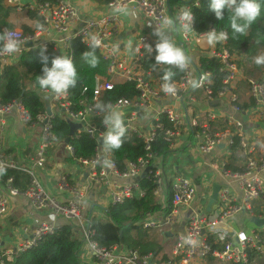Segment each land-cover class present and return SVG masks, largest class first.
I'll list each match as a JSON object with an SVG mask.
<instances>
[{
  "label": "built area",
  "instance_id": "1",
  "mask_svg": "<svg viewBox=\"0 0 264 264\" xmlns=\"http://www.w3.org/2000/svg\"><path fill=\"white\" fill-rule=\"evenodd\" d=\"M4 5L17 11L35 12L43 28L33 36L19 30H5L20 41V47L15 53L0 52L1 65L7 66L17 61L30 48L27 47L28 43H33V48L53 50L72 60L70 43L78 40L81 44L92 47V38L95 37L98 41L95 48L102 61L107 64V75L96 79L92 91L85 87L78 101L72 99L69 89L63 95L49 90L41 91L43 98L50 103L52 115L45 113L35 121L30 119L21 101L15 100L7 105L0 103V130L14 116L22 125L40 130L35 156L27 167L19 165L5 153L0 137V171L21 170L31 179L30 186L24 193L11 186V179L7 181L4 185L5 192L0 193V219L8 212L9 197L24 195L33 212L49 211L73 224L83 240L80 254H89L93 264H206L209 259L218 264H249L252 256L264 258V236L255 230H235L231 226V221L237 215L251 213L253 204L264 199V156L257 155L255 143L248 138L241 119L243 109L236 94L238 83L245 82L253 100L252 115L264 119V81L242 73L236 56L228 49V35L227 39L212 45L208 53V57L216 60L221 65V72L226 74L222 82L223 89L214 95L210 74L200 73V63L188 60L182 70V80L173 84V95L162 90L164 81L158 78L155 71L143 73L140 70L145 49L155 45L158 36H152V33L141 35L136 39L133 52H124V43L119 39L120 31L125 28V12L121 10L139 11L155 31L162 27L165 18L173 20L175 26L171 29L164 28V31L167 35L175 34L177 41L173 39V43L184 52L186 46L197 45L206 39L204 33L197 32L194 21L193 29L184 31L179 28L177 17L183 11H192L191 6L172 7L170 0H111L104 5L102 14L85 17L68 0H5ZM198 5L199 1L195 0V6ZM40 38L45 40H37ZM118 81L133 83L137 91L136 97L119 98L114 102L103 101L104 93L113 91ZM192 81H196L199 86L193 87ZM196 88H200L205 96L202 119L200 114H192V109L197 104L194 95ZM216 101H224L230 108L223 119L211 108ZM97 104L105 105V110L100 111L96 108ZM112 111L123 113L125 133L133 134L142 141L146 152L137 163L128 164L125 172L118 171L104 144V134L110 126H106L103 121ZM58 116L68 123L83 124L82 131H78L72 139L83 132L97 142L95 156L89 161L77 159L73 147L62 143L65 144L68 157L74 159L80 167L86 168L93 181L99 182L106 195L107 208L143 197L140 180L145 176H152L156 184L155 197L159 199L169 190L172 210L167 215L148 217L139 223L143 230H160L174 225L180 210H188L184 232L175 236L168 260L155 259L152 254L140 255L124 246L101 247L93 239L94 218L85 207L87 191L71 183L66 174L58 176L56 185L58 192L66 194L67 198L56 197L46 189L37 169L45 167L48 149L56 142L53 119ZM217 123L222 124L220 129L215 128ZM185 133L194 136L201 155H211L223 145L227 148L226 155L230 156L235 148L245 161L241 172L227 170L226 163L212 164L213 169L219 172L222 184L211 213L206 211L207 197L206 201L195 204L198 188L190 177L179 174L167 179L157 164L161 157L154 151L153 144L161 138L168 144L171 152L177 151L186 138ZM146 171L148 172L144 175ZM112 177L121 182L113 181ZM233 187L238 192L233 191ZM56 228L55 224L41 223L30 239L20 242L15 248L5 251L0 246V264L4 260L14 261L45 236L52 235Z\"/></svg>",
  "mask_w": 264,
  "mask_h": 264
},
{
  "label": "trees",
  "instance_id": "2",
  "mask_svg": "<svg viewBox=\"0 0 264 264\" xmlns=\"http://www.w3.org/2000/svg\"><path fill=\"white\" fill-rule=\"evenodd\" d=\"M45 0H40L44 2ZM100 5H106L111 0H93ZM199 5L195 6V0H170L172 7L188 5L191 6L194 25L198 33L203 34L210 28L215 27L217 31H225L228 35V49L236 56L237 64L245 76L254 75L257 64L255 58L264 56V3L261 4V14L257 20L246 30L244 34H236L230 28L229 12L224 11V19L218 21L209 8V0H198ZM5 0H0V34L5 30H12L19 23V13L16 9L5 7ZM31 19L37 21L34 29L21 24L19 27L23 33L33 36L35 30H40L38 25H42L35 12L25 13ZM0 41V45H2ZM156 45V44H155ZM155 45L145 49L144 57L140 63V70L146 73L149 70L156 72L159 79L163 80L165 71L170 70L174 75L170 83H178L182 80L183 71L174 65L157 64L155 62ZM98 61L95 67H90L86 63L82 54L84 52H93ZM2 52V51H0ZM69 52L72 56V62L77 70V83L75 87L69 88V92L74 101L81 98L82 90L87 87L89 91L94 89L95 81L98 77L107 75V64L104 63L96 48L87 47L78 40H73L69 46ZM47 55L49 59L48 66L52 58L59 56L53 50L43 51L40 48H29L23 52L17 61L11 65L3 66L0 74V103L7 105L15 100L21 101L28 112V116L35 121L38 116L46 113L45 98L37 86L36 80L42 74L41 56ZM200 73H209L212 81L213 94L223 89V80L226 74L221 72V65L209 57H202L199 61ZM264 81V80H259ZM40 90V94H37ZM50 91V90H49ZM137 95L133 83L127 81H118L113 91L105 92L103 101L114 102L119 98L133 99ZM53 133L56 141L65 142L70 133V126L66 120L60 116L53 119ZM123 143L119 149H109L112 155V161L120 172L127 170L128 164H135L146 154L144 144L133 134L125 133L122 138ZM74 149L77 159L92 160L95 156L97 142L89 137L87 133H81L69 143ZM153 149L162 158L168 157L171 153L167 143L161 138L153 144ZM239 153L233 149L232 156L226 163V169L232 172H241L242 169L235 166ZM70 163L76 164L75 160L68 158ZM11 179V186L24 193L30 186V176L15 169H3L0 171V183L4 186ZM140 186L144 192L143 197L127 200L122 204L109 206L104 217L93 219V236L101 247L124 246L128 249L138 252L140 255L152 254L155 259L161 257L162 260H168L165 255L164 240L157 237H151L148 231L143 230L139 225L142 221L157 213L163 212L169 214L172 210L170 197L168 198V207L163 208L154 195L156 189L155 180L152 176H145L140 180ZM170 195L169 190H167ZM263 202V201H262ZM261 201L253 206L255 216H264V205ZM163 239L165 238L162 235ZM83 245L81 236L71 223H65L56 228L52 235L45 236L32 249L22 253L16 258V262L4 260L2 264H80V250ZM252 256L251 259H253ZM213 263L209 259L206 264Z\"/></svg>",
  "mask_w": 264,
  "mask_h": 264
},
{
  "label": "crops",
  "instance_id": "3",
  "mask_svg": "<svg viewBox=\"0 0 264 264\" xmlns=\"http://www.w3.org/2000/svg\"><path fill=\"white\" fill-rule=\"evenodd\" d=\"M68 1L74 4L79 9L81 15L85 17L100 15L104 12V5L97 4L93 0ZM17 12L19 13V23L15 28H13L14 30H22L19 27L21 24H25L32 29L35 28L37 21L27 16L25 14L27 11ZM123 19L125 28L120 31L119 39L124 43V52L129 54L132 53L135 49L136 39L141 35L152 33V36H157L152 24L139 11L129 10L128 14H125ZM36 32H38V30H35V33ZM168 38L172 42L173 39L177 41L175 34L173 33L169 34ZM37 40H45V38ZM211 48L212 46L208 45L205 39L197 45L186 46L184 54L189 61L196 64L199 63L202 57H208V53ZM3 66L4 65H0V74ZM255 68L256 70L254 75H250V77L258 80H264V64L257 65ZM236 94L243 109L241 119L245 125L248 138L252 143H255L257 155L264 156V119H261L256 115H252L251 107L253 106V100L245 82L242 81L238 83ZM194 95L197 99V104L193 107L192 114H200L202 119V113L205 112V96L200 88H196L194 90ZM211 108L219 114L221 119H223L230 112L228 104L224 101H216L214 106ZM221 127L222 124H215L216 129H220ZM39 135V129L32 130L22 125L15 116L9 119L8 124L3 130H0V137H2L3 141L2 148L5 153L11 156L17 163H19V165H23L25 167L29 165L31 159L35 156ZM185 136L186 138L182 141L181 147L177 151L171 152L168 157H161L157 164L161 167L167 179L179 174L190 177L198 188V195L195 204L198 205L201 201H206L207 197V207L213 183L218 182L219 184H222L219 172L213 169L212 164L217 163L221 165L222 163H227L232 156V152L230 156L226 155L227 148L222 145L219 146L211 155H201L198 153L197 141L194 136L187 133H185ZM61 143L62 142L56 141L49 147L47 164L44 168L37 169V174L40 180L51 194L56 197L58 196L61 199H65L67 198V195L58 192L56 183L59 175L66 174L71 183H74L87 191L85 207L88 214L92 215L93 218L96 219L103 218L105 209L107 208L106 195L103 192V188L99 182L93 181L86 168L80 167L79 165L68 161L69 157L66 153L64 143L62 144L64 145L63 149L65 157L61 159L62 155L59 151V145ZM238 153L239 156L235 162V166L242 169L245 161L240 151H238ZM86 174L87 176H85ZM112 180L115 182H121L113 177ZM233 191H236L234 187ZM4 192L5 188L0 183V193ZM168 196L170 197V195L165 192L163 196L158 199L164 209L169 206L167 201L169 198ZM259 201H263L262 203H264V199ZM187 211V209H181L180 214L177 217V222L174 225L168 227L166 226L157 230L161 231V234L165 236L163 239L165 245H168V243H166L167 241L173 239V242L171 240L172 244L170 249L164 253L168 256V258H170L175 236L184 232ZM160 215L167 214L161 212L155 214L154 216L157 217ZM253 216H255L253 214V209L251 213H240L231 221V226L235 230H242V225L247 222L251 223L249 220ZM258 217L264 218V216ZM41 223H52L59 227L67 223V221L62 220L60 217H56L49 211L33 212L29 201L24 195L10 196L8 212L0 219L1 248L5 251L13 249L20 242L30 239L34 230L39 227ZM239 223H241V226ZM252 226L254 225L252 224ZM249 230L255 229L249 228ZM159 259L162 260L161 257H159ZM80 262V264L94 263L91 256L87 253L80 254ZM213 263L216 262L214 261ZM249 264H264V258L253 257Z\"/></svg>",
  "mask_w": 264,
  "mask_h": 264
},
{
  "label": "clouds",
  "instance_id": "4",
  "mask_svg": "<svg viewBox=\"0 0 264 264\" xmlns=\"http://www.w3.org/2000/svg\"><path fill=\"white\" fill-rule=\"evenodd\" d=\"M264 0H209L208 8L214 13L215 18L220 21L224 19V11L229 12V24L233 33L244 34L246 30L257 20L261 14V4ZM121 11L128 14V10L122 9ZM179 22V28L184 31H188L192 28L194 16L192 11L186 10L181 12L177 17ZM174 21L165 18L160 29L156 30L158 36V42L155 45L156 55L154 57L157 64L174 65L181 70L189 62L181 48L177 47L164 31V28L171 29L174 27ZM38 28H43L42 25H38ZM206 42L208 45H215L217 42L227 39V33L225 31H217L215 27L210 28L204 33ZM0 51L6 53H15L19 50L20 41L13 38V34L10 32H4L0 34ZM92 48L98 44L95 37L92 38ZM46 51V50H45ZM86 63L90 67H95L98 63L94 51L84 52L82 54ZM42 62V74L37 77L36 83L40 89H47L55 94H66L68 89L75 87L77 83V70L72 60L66 56H56L51 59L50 67L49 59L47 55L41 56ZM257 65L264 64V56H258L255 58ZM172 73L170 70L165 71L163 75L164 83L162 84V90L165 93L175 94V87L171 81ZM193 87L199 85L196 81H192ZM96 108L100 111H104L106 106L97 104ZM123 113L119 111H112L105 116L103 123L106 126H110L108 131L104 134V144L109 149H119L123 143L122 138L125 135V128L122 124Z\"/></svg>",
  "mask_w": 264,
  "mask_h": 264
},
{
  "label": "water",
  "instance_id": "5",
  "mask_svg": "<svg viewBox=\"0 0 264 264\" xmlns=\"http://www.w3.org/2000/svg\"><path fill=\"white\" fill-rule=\"evenodd\" d=\"M27 47L33 48L34 45H33V43H28ZM0 65H1V63H0ZM36 92H37V94H40V90H37ZM45 106H46L47 115L51 116L52 111H51L50 103L48 101H45ZM68 124L70 126V133H69V136L65 140V144H67V145H69L73 136L76 135L78 131H82V128H83L82 123H78V124L68 123ZM147 172L148 171H146L144 175H146ZM85 176H87V174ZM220 189H221V186L218 182L213 183L211 195L209 197L207 208H206V211L208 213H211L213 206L217 203ZM250 221L255 227H258V228L264 227V218H261L258 216H253V217H251ZM14 262H16V259H14Z\"/></svg>",
  "mask_w": 264,
  "mask_h": 264
},
{
  "label": "rangeland",
  "instance_id": "6",
  "mask_svg": "<svg viewBox=\"0 0 264 264\" xmlns=\"http://www.w3.org/2000/svg\"><path fill=\"white\" fill-rule=\"evenodd\" d=\"M20 31H22V30H20ZM63 146L64 145L62 143L59 145V151L61 152V155H62L61 159H63L65 157V152H64ZM59 163H60V160H59ZM263 205H264V203H263ZM62 220H64V219L62 218ZM239 225L241 226V223H239ZM242 228H243L242 230H245V231H249V228H254L258 233H260V234H262V236H264V227H262V228L254 227V226H252V224L250 222H247L244 225H242ZM148 234L151 237H157L159 240H163L161 231H157V230L148 231ZM171 240L173 242V239H171ZM171 240L166 242V243H168V245L165 246V249H166L165 251L170 249V246L172 244ZM211 264H216V263H211Z\"/></svg>",
  "mask_w": 264,
  "mask_h": 264
}]
</instances>
